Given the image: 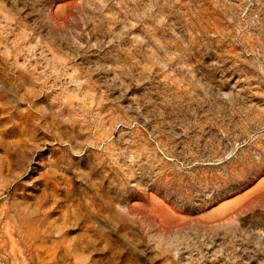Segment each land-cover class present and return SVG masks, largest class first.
I'll list each match as a JSON object with an SVG mask.
<instances>
[{"label":"rangeland","instance_id":"rangeland-1","mask_svg":"<svg viewBox=\"0 0 264 264\" xmlns=\"http://www.w3.org/2000/svg\"><path fill=\"white\" fill-rule=\"evenodd\" d=\"M0 264H264V0H0Z\"/></svg>","mask_w":264,"mask_h":264}]
</instances>
